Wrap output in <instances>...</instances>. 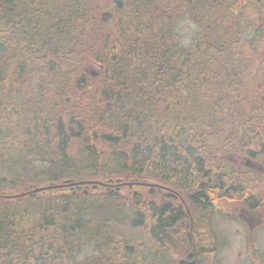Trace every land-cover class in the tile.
<instances>
[{"label":"trees","instance_id":"obj_1","mask_svg":"<svg viewBox=\"0 0 264 264\" xmlns=\"http://www.w3.org/2000/svg\"><path fill=\"white\" fill-rule=\"evenodd\" d=\"M94 1L0 0V264H219L264 192V0Z\"/></svg>","mask_w":264,"mask_h":264},{"label":"rangeland","instance_id":"obj_2","mask_svg":"<svg viewBox=\"0 0 264 264\" xmlns=\"http://www.w3.org/2000/svg\"><path fill=\"white\" fill-rule=\"evenodd\" d=\"M94 2H95L94 7L99 8V6H102L103 3L108 2V0H95ZM251 10H252V8L249 9V12ZM188 23H190V22L185 21L183 23L180 22L178 25V29H179L180 33H182V35H183V43L185 45H187L192 38V35L190 36L191 30L196 29L193 24L190 23V25H189ZM193 32H194V30H193ZM89 71H90L89 72L90 77H93L94 74L97 73L95 68L94 69L92 68ZM12 172H14L13 168H10L9 173H7L6 176L9 175L11 177L14 173H16V172H14L12 174ZM88 185L92 186V188L99 187V186L93 187L92 184H88ZM134 185L137 186L136 183H134ZM134 185L131 184V186H129V187L134 188ZM135 189H136V187H135ZM47 191H43V192H47ZM130 192H132V189ZM261 193H262L261 194V196H262L264 194L263 189H262ZM223 204H224V206H226L224 212L222 211L221 213H219V211L216 209L215 211H218L217 212L218 214H216L215 216L214 215L212 216L214 218L213 219L214 229L216 230V232L218 234L219 240H221V242H222V248L219 251L218 260H219V263H221V264H232L233 261L239 260L241 258V256L244 255V252L240 251L242 249V245L244 244V240H243V235H242L241 229L239 228L236 219L228 217V214L229 213H233L231 215L240 214V212H242L241 211L242 207L240 204H237V203H232V204L223 203ZM89 217H91V219H93V220L97 219V217L99 219L104 218V216L102 214L95 216L91 213L89 214ZM254 245H257L258 247L262 248V250L264 251V240L256 242V243H254ZM248 246L250 249H253L252 244H250ZM93 253L94 252H93L92 247L86 246V247H83L79 251V253H77L75 255V258L78 262H89L90 259H92L91 256ZM248 259H250V257Z\"/></svg>","mask_w":264,"mask_h":264},{"label":"flooded vegetation","instance_id":"obj_3","mask_svg":"<svg viewBox=\"0 0 264 264\" xmlns=\"http://www.w3.org/2000/svg\"><path fill=\"white\" fill-rule=\"evenodd\" d=\"M245 165L246 167L242 168L248 174L256 177L259 182L264 181V162L255 163L249 159ZM258 202L261 205L259 207L249 208L241 205L242 212L240 214H228V217L236 219L244 240L240 250L244 252V255L239 260L233 261L232 264H264V251L254 245V243L264 240V194L258 198ZM250 244H252L253 249L249 248L248 245ZM249 257L250 259H248Z\"/></svg>","mask_w":264,"mask_h":264},{"label":"water","instance_id":"obj_4","mask_svg":"<svg viewBox=\"0 0 264 264\" xmlns=\"http://www.w3.org/2000/svg\"><path fill=\"white\" fill-rule=\"evenodd\" d=\"M136 183L137 185H142V186H145V185H148V186H153V187H161L160 185H154V184H149V183H139V182H134ZM77 184H84V185H87V184H92L93 187L95 186H99V185H102V186H105L106 184L101 182V181H80V182H76V183H72L71 185H77ZM131 184L133 183H129L128 185L131 186ZM124 185V184H122ZM60 186L62 185H56V184H52L50 186H41V188H33L32 190H30L29 192H26V193H21V194H18L17 196H7V197H18V196H25V195H28L30 193H41L43 191H47V190H53V188H59ZM186 211L187 213H189V210L188 208H186Z\"/></svg>","mask_w":264,"mask_h":264}]
</instances>
